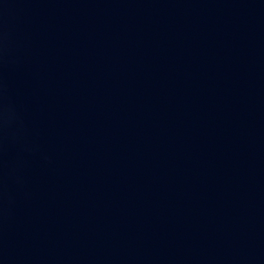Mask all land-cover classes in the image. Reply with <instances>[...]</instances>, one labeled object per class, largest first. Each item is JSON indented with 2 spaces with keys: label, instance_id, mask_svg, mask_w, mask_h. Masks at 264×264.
I'll list each match as a JSON object with an SVG mask.
<instances>
[{
  "label": "water",
  "instance_id": "obj_1",
  "mask_svg": "<svg viewBox=\"0 0 264 264\" xmlns=\"http://www.w3.org/2000/svg\"><path fill=\"white\" fill-rule=\"evenodd\" d=\"M0 264H264V0H0Z\"/></svg>",
  "mask_w": 264,
  "mask_h": 264
}]
</instances>
